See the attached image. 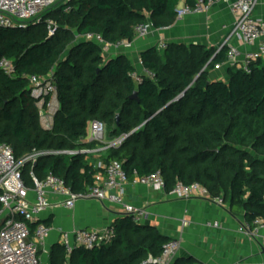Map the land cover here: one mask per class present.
I'll return each mask as SVG.
<instances>
[{
	"label": "trees",
	"instance_id": "1",
	"mask_svg": "<svg viewBox=\"0 0 264 264\" xmlns=\"http://www.w3.org/2000/svg\"><path fill=\"white\" fill-rule=\"evenodd\" d=\"M181 1L198 0H64L45 11L40 23L0 29V60L13 65L10 75L0 67V141L13 147L17 159L53 152L22 168L27 185L32 175L53 173L75 192H87L98 169L92 154L81 151L103 147L86 140L89 123L98 120L112 137L129 133L101 160L121 162L130 180L161 171L168 190L177 182H200L211 198L230 197L233 213L244 211L247 223L264 220V60L253 63L251 73L229 67L227 81L211 79L216 64L226 61V47L215 55L216 48L169 42L141 53L153 76L136 83L129 57L106 58L100 44L78 38L96 34L113 45L133 42L137 25L146 20L155 28L173 25ZM49 18L58 22L53 35ZM33 75L56 80L60 107L51 129L40 123L30 91ZM135 92L138 101L131 99ZM30 226L33 232L35 224ZM111 226L112 242L70 254L58 244L49 264H152L150 257L161 255L171 240L131 216ZM173 264L200 263L178 257Z\"/></svg>",
	"mask_w": 264,
	"mask_h": 264
},
{
	"label": "built area",
	"instance_id": "2",
	"mask_svg": "<svg viewBox=\"0 0 264 264\" xmlns=\"http://www.w3.org/2000/svg\"><path fill=\"white\" fill-rule=\"evenodd\" d=\"M60 1L64 0H0V29L26 28L29 23H40L44 20L43 13ZM220 3L229 5L234 22L227 37L215 53V55L218 54L226 47V61L216 64L215 70L229 66L251 73V65L259 60H264V22L255 16V10L260 0H198L194 5L179 6L176 20H181L190 14L207 12L212 6ZM45 20L49 34L53 35L57 30V23L51 18ZM155 30L156 28L150 20L140 23L135 29L136 36L139 38H145ZM84 39L95 41L103 49H108L111 45L96 34L84 35ZM232 39H236L240 45L255 47V49L242 50L239 46H234L231 43ZM121 44L123 42L117 45ZM125 45L131 46L130 42ZM165 46V42L159 44L160 48H165ZM140 63L142 64L141 59ZM0 67L8 75L13 72V65L6 58L0 60ZM142 75L152 77L153 73L144 68L142 74L139 72L132 74L136 83L142 81ZM29 79L31 95L38 100L41 125L45 129H51L54 126V117L60 107L56 80L53 75H33ZM90 127V134L86 140L103 144L104 149L120 147L129 136V133H123L106 139L105 125L98 120L91 121ZM99 150L101 149H84L81 153H94ZM52 153L48 150L34 151L17 159L13 147L7 142L0 141V264H41L40 247L49 237L52 227L40 222L32 232L30 225L38 221L42 213L52 208L74 209L80 200H95L104 205H122L126 213L135 222H138L142 218H146L148 213L144 208H138L125 202L128 183L132 181L135 184L148 185L161 192L167 190V182L161 171L144 177L137 176L130 180L122 163L116 160L97 162L98 171L94 176V183L85 193L75 192L64 178L53 173L44 178L32 175L33 186H28L23 178V166L28 163L34 164L39 157ZM70 153L75 154V152ZM169 192L179 199L211 198L209 189L200 182L190 184L177 182ZM31 193H34V199L30 198ZM211 199L218 205L225 206L222 195ZM253 225H256L254 231L249 223H245L240 230L248 235L256 234L257 227H264V220L256 218ZM212 226L219 227L220 223L214 222ZM115 236V228L111 225L100 230L65 231L61 235L60 244L70 254L79 247L92 249L108 244L113 241ZM180 249L181 240L171 238L165 244L161 255L151 256L149 262L152 264H173Z\"/></svg>",
	"mask_w": 264,
	"mask_h": 264
},
{
	"label": "crops",
	"instance_id": "3",
	"mask_svg": "<svg viewBox=\"0 0 264 264\" xmlns=\"http://www.w3.org/2000/svg\"><path fill=\"white\" fill-rule=\"evenodd\" d=\"M184 4L185 1H181L179 6ZM255 16L264 22V0H260ZM233 22L229 5L220 3L207 12L190 14L176 20L169 27L156 28L145 38L136 36L130 42L131 46L125 45L129 41L121 45L111 44L104 55L112 58L124 54L132 61L137 72L142 74L144 67L140 63L141 53L147 48L162 42H178L217 49L227 37ZM231 43L242 50L255 49L240 45L236 39H232ZM228 69L229 66H226L212 71L211 79L227 81ZM108 134L110 139L112 135L110 132ZM88 136L87 132L86 139ZM100 149L94 152L99 157L95 163L106 153L104 146ZM28 186L32 187L33 183ZM169 191H156L148 185L130 181L126 186L125 202L147 210L148 216L138 223L154 226L160 233L181 240L178 257L194 258L200 264H264V227H257V233L252 235L241 231V227L247 223L246 214L244 211L233 213L230 197L224 199L225 206H220L211 198L179 199ZM30 198L34 199V193H31ZM126 216L130 215L122 205H104L95 200H80L74 209L56 207L42 213L38 221L33 223L35 228L41 222L51 226L52 232L40 247L41 264H49L53 248L61 245L63 232L100 230ZM214 222H219L220 226H212ZM251 228L254 231L256 225L252 223Z\"/></svg>",
	"mask_w": 264,
	"mask_h": 264
},
{
	"label": "rangeland",
	"instance_id": "4",
	"mask_svg": "<svg viewBox=\"0 0 264 264\" xmlns=\"http://www.w3.org/2000/svg\"><path fill=\"white\" fill-rule=\"evenodd\" d=\"M57 24H58V22L56 21V20H54ZM81 37H84V36H81V35H78V38L80 39ZM78 40V39H77ZM109 50L108 49H104V54L105 53H107ZM106 56V55H105ZM41 123V122H40ZM142 125H140L138 128H140ZM90 125H89V127L87 128V132L90 134ZM109 131H108V129H106V131H105V136H106V139H108V137H109ZM95 154V153H94ZM99 157L98 156H96V154L95 155H92L91 156V158H90V161H96L97 159H98ZM31 165H32V163H29V165H27L26 166V164L23 166V168L25 167V168H27V167H29V168H31Z\"/></svg>",
	"mask_w": 264,
	"mask_h": 264
},
{
	"label": "water",
	"instance_id": "5",
	"mask_svg": "<svg viewBox=\"0 0 264 264\" xmlns=\"http://www.w3.org/2000/svg\"><path fill=\"white\" fill-rule=\"evenodd\" d=\"M132 100H135V101H138L139 100V96H138V93L135 92L132 97H131Z\"/></svg>",
	"mask_w": 264,
	"mask_h": 264
}]
</instances>
